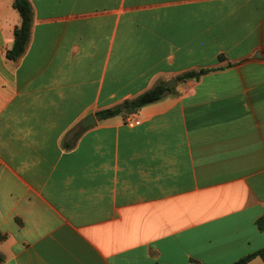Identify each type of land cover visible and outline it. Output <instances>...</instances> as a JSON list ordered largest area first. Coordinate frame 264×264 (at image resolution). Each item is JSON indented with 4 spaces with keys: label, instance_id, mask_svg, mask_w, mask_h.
Instances as JSON below:
<instances>
[{
    "label": "crops",
    "instance_id": "obj_1",
    "mask_svg": "<svg viewBox=\"0 0 264 264\" xmlns=\"http://www.w3.org/2000/svg\"><path fill=\"white\" fill-rule=\"evenodd\" d=\"M28 1L12 61L21 17L0 0V264H234L263 249L264 0ZM167 83L135 114L97 116Z\"/></svg>",
    "mask_w": 264,
    "mask_h": 264
},
{
    "label": "trees",
    "instance_id": "obj_2",
    "mask_svg": "<svg viewBox=\"0 0 264 264\" xmlns=\"http://www.w3.org/2000/svg\"><path fill=\"white\" fill-rule=\"evenodd\" d=\"M14 9L19 13L21 17V25L14 31V43L12 49L7 53V58L15 61L23 56L25 53L28 43L30 41L32 24H33V11L32 6L28 0H14ZM207 71H200L198 73H187L183 76L178 77L179 82L199 79L202 75L206 74ZM169 89L164 84H158L150 91L146 92L142 96L132 100L126 101L122 105L117 106L113 109H109L97 114L98 118L109 119L121 115H132L138 112L141 108L160 101ZM260 230H264V218L258 221ZM256 258H261L264 261V248L252 253L234 264H249ZM194 264H200L195 262Z\"/></svg>",
    "mask_w": 264,
    "mask_h": 264
},
{
    "label": "water",
    "instance_id": "obj_3",
    "mask_svg": "<svg viewBox=\"0 0 264 264\" xmlns=\"http://www.w3.org/2000/svg\"><path fill=\"white\" fill-rule=\"evenodd\" d=\"M173 84H174V86H176V85H177V82L174 80V81H173ZM165 87H166V88H171L172 85H171V83H167V84L165 85ZM95 125H96V121H95V119H94V116H90V117H88V118L84 121V123L81 125V128H82L83 130H85V129H88V128H90V127H92V126H95Z\"/></svg>",
    "mask_w": 264,
    "mask_h": 264
}]
</instances>
